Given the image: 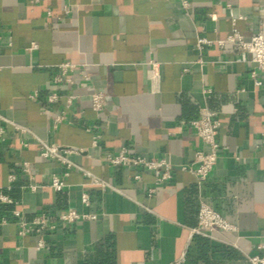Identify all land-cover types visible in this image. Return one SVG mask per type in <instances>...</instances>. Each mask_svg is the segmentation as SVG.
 <instances>
[{
    "label": "crops",
    "instance_id": "1",
    "mask_svg": "<svg viewBox=\"0 0 264 264\" xmlns=\"http://www.w3.org/2000/svg\"><path fill=\"white\" fill-rule=\"evenodd\" d=\"M235 28L246 40L264 30V0H0V194L12 200L0 218L13 220L0 224V264H252L264 244V72L228 41ZM66 62L72 82L55 83ZM204 109L221 123L207 181L178 170L159 184L156 171L107 161L125 148L190 164L208 149L191 125ZM52 145L72 168L42 158ZM202 202L237 230L195 232ZM70 210L98 218L66 224ZM41 216L44 229L20 236L18 222Z\"/></svg>",
    "mask_w": 264,
    "mask_h": 264
},
{
    "label": "built area",
    "instance_id": "2",
    "mask_svg": "<svg viewBox=\"0 0 264 264\" xmlns=\"http://www.w3.org/2000/svg\"><path fill=\"white\" fill-rule=\"evenodd\" d=\"M183 7L188 10L189 0H181ZM228 41H230L234 47L238 50H249L253 54V61L256 64V68L264 72V30L254 34L250 40H246L244 36L235 28L233 33L229 36ZM212 41L206 38L198 39V46L204 48L206 46L212 45ZM219 45L223 46L224 42H218ZM32 48H36L35 45ZM31 48V49H32ZM61 73L56 76L55 83L69 82L72 80L68 76L69 72H73L78 69V66L71 62L62 63L59 65ZM157 64H150V79L152 82L158 81V76L155 74ZM82 76L85 79H90V74L86 71H81ZM37 94L31 96L35 98ZM78 96H68L67 103L71 104L74 99ZM60 99L59 94H53L49 98V102L53 103ZM92 108L95 112H101L108 103V94L104 91H96L91 95ZM64 118L58 116L56 122H61ZM193 129L196 131V134L199 140L207 146V150L199 148L195 151L194 159L190 164H184L180 166H174L166 159H157L151 160L144 158L142 156H132L127 149L122 148L117 154H109L107 156V161L114 166H128L134 167L139 171H156L158 172L157 183L161 184L171 180L174 174L178 170L186 171L194 175L197 180L202 183L208 180L218 161V151L220 145L218 143V133L220 128V120L217 116V113L204 109L199 118L191 122ZM3 136V130L0 132V141ZM99 137V136H98ZM77 152L73 148L66 149V153L72 154ZM41 156L44 159H57L62 163L66 164L68 168H72L73 164L67 160L60 152L58 146H44L41 151ZM23 170L26 174L31 175V169L28 163H25ZM69 175L68 172L64 173V177ZM137 179H140V174L135 176ZM32 178V177H31ZM14 180V176H11L10 181ZM52 187L57 191H62L65 187V180L59 176L53 178ZM32 190H36V186H31ZM154 190H150V193H153ZM0 201L2 203H12V200L4 195L0 194ZM83 203L89 204V196H83ZM16 216H20V211L17 210ZM60 220L66 224H73L80 220H96L98 218L95 214H80L75 210H70L68 212H62L60 214ZM13 222V220L6 217L0 218V224H7ZM19 225V234L20 236H26L27 234L44 229L46 226L45 216H41L33 220L32 222L21 220L17 223ZM237 230V227L224 218L215 208L206 202H202L198 215V228L195 229V232H205L209 234H219L222 237H225L228 233H233ZM45 244L43 240L40 241L38 248H44ZM262 252L258 255L249 256V260L252 264H264V244L260 246ZM172 264H182V260L176 261Z\"/></svg>",
    "mask_w": 264,
    "mask_h": 264
}]
</instances>
